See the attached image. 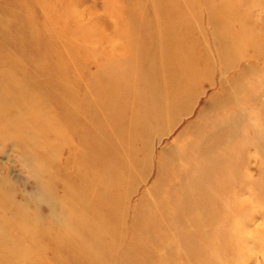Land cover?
Masks as SVG:
<instances>
[{
    "label": "rangeland",
    "instance_id": "1",
    "mask_svg": "<svg viewBox=\"0 0 264 264\" xmlns=\"http://www.w3.org/2000/svg\"><path fill=\"white\" fill-rule=\"evenodd\" d=\"M0 195V264H264V0H0Z\"/></svg>",
    "mask_w": 264,
    "mask_h": 264
},
{
    "label": "bare ground",
    "instance_id": "2",
    "mask_svg": "<svg viewBox=\"0 0 264 264\" xmlns=\"http://www.w3.org/2000/svg\"><path fill=\"white\" fill-rule=\"evenodd\" d=\"M174 42L176 43V46H178V47H176V49H174V51H173V54L175 55V57L176 58H178V59H180V58H182L183 56H185L184 58H182V60L181 61H183V60H185V59H187V60H189V56H191V54H190V52L189 51H187V44H186V42L185 41H183V40H181V38H179V39H174ZM195 54V53H194ZM171 58V61H172V63H173V65H172V67H173V69L174 70H176V71H179V72H176V73H174L173 71H172V75L170 76V74L168 73L167 74V77L170 79V84L167 86L168 87V89L166 90V89H164V88H162L163 90H164V93H165V96H166V100L165 101H163V100H161V102L162 103H164V104H166V105H164V107L165 108H167L168 110H170V111H174V110H176L175 109V106L177 105V102L179 101V100H181V98L184 96L185 97V94L187 93V91H189L190 90V88H191V79H194V75H196V69H193V65H191L190 67H188L186 70L187 71H191V72H188V73H186L184 70H183V67L181 68V66H180V63H179V61L178 60H174V58H173V56L171 55L170 56ZM190 62L191 61H189L188 63L190 64ZM179 64V65H178ZM193 73H194V75H193ZM198 73V72H197ZM189 85V86H188ZM162 99H164L163 98V96H162ZM134 122H135V120H134ZM133 125H135L134 123H133ZM112 143V142H111ZM77 183H78V185L79 186H81V182H80V180H78L77 181ZM74 188H76L77 190H78V188L76 187V186H74ZM78 193H79V190H78ZM4 194V193H3ZM77 195L78 194H75V196H70V198L67 196L66 197V194L65 195H63V196H65L66 197V199H67V201L69 202V201H74V200H76V197H77ZM79 196H81V194H79L78 195V197ZM214 197V196H213ZM7 198L5 197V196H3V195H0V209L1 208H4V206H5V203H6V200ZM82 201V200H81ZM81 201H80V203H81ZM197 213V212H196ZM209 214H210V212H209ZM209 216V215H208ZM200 217V216H199ZM205 218V217H204ZM20 219L21 220H18V221H16V223L18 224V226H26V225H31V223L28 221V220H26L23 216L21 217L20 216ZM200 223V222H199ZM203 223V222H202ZM205 225H209L208 223H205ZM200 227H202L201 229H196L195 231H191L190 233H188L189 235H188V238L186 239V243L188 244V246H193V245H199L200 243H203V244H205V246H204V250L200 253V254H202V255H209V253L207 252L208 251V249H210V248H214L215 246H216V244H218L219 243V249L222 251L224 248L221 246L220 247V239H218V238H215L213 241L212 240H209V238L211 239V235H209L208 237L207 236H204V234H203V231H202V229L203 228H205V227H207V226H201L200 225ZM183 228V226L181 225V226H179L178 228H177V230L175 231V234H178V232L180 231V229H182ZM33 231V230H32ZM196 231H199V235L198 234H196ZM34 232V231H33ZM198 235V239H197V241H194L193 240V236L194 235ZM220 234V236H222L221 234V232L219 233ZM223 244V243H222ZM224 245V244H223ZM180 248V247H179ZM184 247H181V250H180V252L182 253V252H184ZM219 250V251H220ZM216 251H218V249L216 250ZM241 250H239V252H240ZM197 252L199 253V251H198V248H197ZM189 254H190V249H189V252H188ZM217 255V254H216ZM220 255V254H219ZM221 257V256H220ZM203 258H204V256H203ZM219 258V257H218ZM219 260V259H218ZM221 261V260H220ZM214 262V261H213ZM203 264H205V258H204V263ZM214 264H219V262H217V261H215V263Z\"/></svg>",
    "mask_w": 264,
    "mask_h": 264
}]
</instances>
